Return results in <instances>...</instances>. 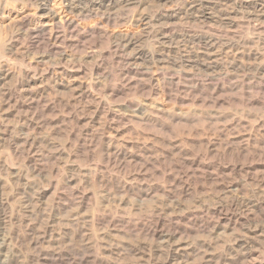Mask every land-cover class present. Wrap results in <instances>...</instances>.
<instances>
[{"label": "bare ground", "instance_id": "bare-ground-1", "mask_svg": "<svg viewBox=\"0 0 264 264\" xmlns=\"http://www.w3.org/2000/svg\"><path fill=\"white\" fill-rule=\"evenodd\" d=\"M4 2L0 41L45 51L0 56V264H264V161L247 164L264 157V28L225 19L232 0ZM238 102L261 111H221ZM183 122L202 148L148 137Z\"/></svg>", "mask_w": 264, "mask_h": 264}, {"label": "clouds", "instance_id": "clouds-1", "mask_svg": "<svg viewBox=\"0 0 264 264\" xmlns=\"http://www.w3.org/2000/svg\"><path fill=\"white\" fill-rule=\"evenodd\" d=\"M241 4V0H232L231 4H225L222 8V12H227L228 15L225 17V19L235 20L239 19L244 24L243 30L251 29L253 31H258L260 28H264V7H262L260 10L256 12H249L246 9H243L239 5ZM0 6L8 7L7 3L4 2V0H0ZM39 5L36 3H33L32 0H29L28 3L24 5V7H38ZM162 7H156L152 8V6H149V17H152L155 15V12L161 11ZM56 9H53V12H55ZM235 13V16L232 14ZM128 15L131 16L132 12L131 10H128ZM150 26V24L148 25ZM20 31L19 29H12L10 30V35L5 37L3 41H0V56L3 57V60L5 63L13 64V65H19L20 67H30L32 59L34 55H43L44 54V48L37 47L35 50L32 49L31 45L29 44V41L32 39V37L25 33L23 35V38L16 35V33ZM13 41H16V45L13 44ZM18 45V47H17ZM41 62L37 61V64L39 65ZM47 67V66H45ZM37 71H39L41 74L43 73V68H37ZM98 99L100 101L106 99L103 96H99ZM79 114V113H78ZM113 130L116 129L113 127ZM133 131L137 132L139 135L144 134L143 129H137L136 127H133ZM107 132H103L102 135H106ZM165 143L168 142L167 138H165ZM120 143H124L123 141H120ZM175 147H180L181 150H183L182 145H176ZM162 151L163 150V144L160 146V148L153 147V151ZM139 151V149L137 150ZM160 163H163V159L159 161ZM93 163H96L95 161ZM102 163V161L100 162ZM106 172H111V168L105 167L104 169ZM137 171H144L140 169H129L127 170L126 174L121 173V179H127V176L134 175ZM167 206V205H165ZM253 226H259L253 225ZM202 238V237H200ZM195 242V239L192 241Z\"/></svg>", "mask_w": 264, "mask_h": 264}, {"label": "rangeland", "instance_id": "rangeland-1", "mask_svg": "<svg viewBox=\"0 0 264 264\" xmlns=\"http://www.w3.org/2000/svg\"><path fill=\"white\" fill-rule=\"evenodd\" d=\"M0 28H1V20H0ZM189 106H192V105L190 104ZM205 109H207V108H205ZM232 110H240V111L241 110H245L246 113H260V111H261V109L259 107L250 108L249 106H247V105H245V104H243L241 102L226 105L224 107V110H221V111H232ZM183 121H185V120H183ZM194 122H197V121H194ZM185 123L187 124L188 122H183V123H181V125H178L179 127H177V130L180 131V133L178 131L176 133V131H175L176 128H174L172 131H160V130L151 129V130H148V133H150L148 137H150V139L154 138L155 140L156 139L158 140L159 138H160V140L161 139L165 140V138H167V140H169V139H172V138L175 139L177 137H181L183 135L186 136L187 134L185 135V133H188L189 140H190L189 144L192 145L195 149L202 148L204 146V144H202L201 137L205 134L204 133L205 132V128L203 129V126H201V125L198 126L199 124H196V125L190 124L189 127H186V126L183 127V125H185ZM190 126H192V127L190 128ZM201 127H202V129H201ZM187 128H190L191 131H189ZM192 128H193V131H192ZM200 135H202V136H200ZM192 138H193V140H192ZM253 160H247V164H249V162H250V164H252L251 162H253V164H258L259 162H263L264 161V157H261V158L259 157V158L253 159ZM144 203H146V201H144ZM255 264H258V263L256 262Z\"/></svg>", "mask_w": 264, "mask_h": 264}]
</instances>
